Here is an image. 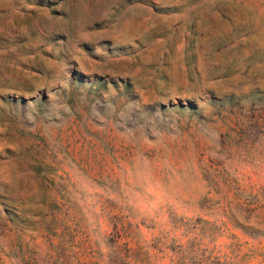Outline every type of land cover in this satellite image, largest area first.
Wrapping results in <instances>:
<instances>
[{"label": "rangeland", "instance_id": "1", "mask_svg": "<svg viewBox=\"0 0 264 264\" xmlns=\"http://www.w3.org/2000/svg\"><path fill=\"white\" fill-rule=\"evenodd\" d=\"M0 264H264V0H0Z\"/></svg>", "mask_w": 264, "mask_h": 264}]
</instances>
